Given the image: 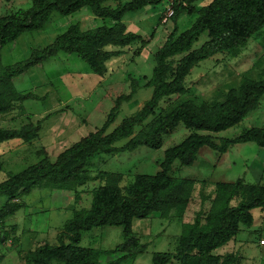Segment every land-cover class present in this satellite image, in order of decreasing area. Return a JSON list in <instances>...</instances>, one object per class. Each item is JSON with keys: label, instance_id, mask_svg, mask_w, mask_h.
I'll list each match as a JSON object with an SVG mask.
<instances>
[{"label": "trees", "instance_id": "obj_1", "mask_svg": "<svg viewBox=\"0 0 264 264\" xmlns=\"http://www.w3.org/2000/svg\"><path fill=\"white\" fill-rule=\"evenodd\" d=\"M107 1L30 0L28 7L0 16V50L25 32L42 29L54 12L67 16L88 7L95 17L112 22L86 30L78 23L70 24L51 43L32 50L26 59L5 66L0 62V115L10 112L16 103L36 98L32 92L16 90L13 79L59 52L76 54L92 72L102 77L108 71L107 62L125 53L133 43L138 42L137 51H142L148 39L130 31L123 19L128 13L163 0L119 1L114 7L107 5ZM196 1L175 3L173 15L165 22H162L163 13L159 17L160 23L169 22L171 27L153 53L152 74L145 82L152 93L141 108L107 132L117 117L121 101H129L136 92L133 84L128 94L117 97L99 128L63 149L54 160L46 155L0 181V196L5 197L0 205V246L9 236L12 244L17 245L18 238L3 230L5 221L21 208L20 196L34 187L73 191L76 199L77 187L90 178L85 166L94 155L131 152L140 146L157 149L162 145L163 136L179 123L189 134L165 149L159 170L154 174L137 173L131 181L122 184V174L98 171L95 178L102 183L92 190L90 208L73 210L57 233L56 244L42 242L34 249L18 251L20 264H101L99 257L112 253L119 255L102 264H132L147 247L134 233L133 221L156 212L163 218L181 220L182 231L173 251L152 253V264H169L172 260L179 264H233L237 261L236 253L221 255L214 251L234 239L240 226H252V209L264 211V184L246 182L239 177L234 181H216L211 191L206 192V182L201 181L198 191L197 180L174 177L171 170L176 160L183 166L192 165L204 146L219 154L240 143L253 142L264 147V127H251L235 137H221L218 141L211 135L239 123L258 107L264 95V73L257 79L242 78L237 87L227 90L222 101L213 104L205 101L197 104L191 99L176 101L188 91L186 78L201 61L217 54L235 55L264 28V0H209L201 6ZM183 14L194 15V20L178 32V19ZM203 34L205 39L194 47ZM48 115L35 124L0 128V144L14 139L29 142L36 138ZM149 117L154 118L147 123ZM197 197L198 210L192 219L183 221L186 209ZM97 226H121L122 242L111 250L80 246L82 231ZM12 229L15 230V225Z\"/></svg>", "mask_w": 264, "mask_h": 264}, {"label": "rangeland", "instance_id": "obj_2", "mask_svg": "<svg viewBox=\"0 0 264 264\" xmlns=\"http://www.w3.org/2000/svg\"><path fill=\"white\" fill-rule=\"evenodd\" d=\"M129 0H108L107 5L116 6L117 2ZM209 0H197L201 6ZM30 0H0V16L26 8ZM166 0L154 5H146L137 12L125 15L130 31L148 39L139 53V43H133L122 55L107 62L108 71L104 76L92 72L88 65L76 54L59 52L25 73L15 77L13 84L19 92H32L36 98H28L16 103L10 112L0 115V128H20L35 124L44 116L38 136L29 142L18 139L0 144V181L36 163L44 156L54 160L59 152L82 136L99 128L110 109L121 94H128L135 84L136 92L129 101H121L115 121L107 132L120 121L135 112L150 98L152 88L145 86L154 66L153 53L163 43L171 24L160 23L159 17L165 11ZM194 20V15L183 14L178 19V32L185 30ZM111 24L95 17L88 7L71 15L62 16L54 12L48 23L40 30L27 31L14 42L0 50L2 65H10L26 59L34 49L51 43L55 36L70 24L78 23L83 30L103 24ZM203 34L194 43L198 47L205 39ZM264 73V28L251 37L235 55H214L201 61L186 78L188 91L178 96L176 103L186 99L197 104H213L222 101L231 87H237L244 77L260 78ZM155 117V116H154ZM149 117L147 123L152 118ZM251 127H264V95L258 107L248 113L239 123L216 133L212 138H231ZM189 130L182 123L163 136L162 145L157 149L140 146L131 152L117 154H97L87 160L85 170L89 179L77 187V198L73 191L56 190L47 186L34 187L20 196L21 208L5 222L4 231L18 236L17 245L12 244L9 236L0 246V264H20L18 251L34 249L42 242L56 244V235L64 222L72 216L75 209H89L92 190L102 182L96 179L98 171L122 174V184L131 181L137 173L154 174L159 170L166 148L178 144ZM119 144V143H118ZM261 162L254 168L256 163ZM174 177L190 178L199 183L205 181L204 189L211 191L216 181H234L243 177L246 182L264 184V147L253 142L235 144L219 154L207 146L200 148L196 160L190 166H183L176 160L172 165ZM199 186V187H198ZM199 191V190H198ZM5 197L0 196V205ZM199 208V199L186 209L183 221L192 219ZM253 224L240 231L234 239L214 251L215 254L236 253L233 264H264V247L258 240L264 238V211L251 210ZM15 230H13V224ZM181 220L163 218L152 213L144 219H135L133 231L141 243L147 244L146 250L139 254L133 264H152L153 252L174 250L177 236L182 231ZM123 240L121 226H97L82 231L79 245L98 250L114 249ZM118 253L104 254L99 262L105 263L117 257ZM169 264H179L172 260Z\"/></svg>", "mask_w": 264, "mask_h": 264}, {"label": "built area", "instance_id": "obj_3", "mask_svg": "<svg viewBox=\"0 0 264 264\" xmlns=\"http://www.w3.org/2000/svg\"><path fill=\"white\" fill-rule=\"evenodd\" d=\"M181 0H167V6L165 11L163 12L162 22H165L169 17H171L174 13L173 5L175 3H179ZM259 244L264 246V238L259 240Z\"/></svg>", "mask_w": 264, "mask_h": 264}, {"label": "crops", "instance_id": "obj_4", "mask_svg": "<svg viewBox=\"0 0 264 264\" xmlns=\"http://www.w3.org/2000/svg\"><path fill=\"white\" fill-rule=\"evenodd\" d=\"M259 162V161H258ZM261 162H259V163H256L255 165H254V168H256L257 167V165H259ZM159 215V214H158ZM13 225H17V223H12ZM134 227V221H133V224H132V228ZM16 237L18 238V236H17V234H16ZM135 261V260H134ZM133 261V262H134ZM133 264V263H132Z\"/></svg>", "mask_w": 264, "mask_h": 264}]
</instances>
